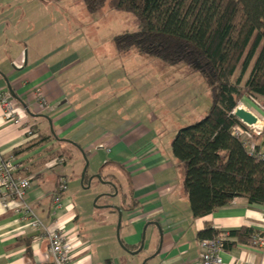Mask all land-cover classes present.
Wrapping results in <instances>:
<instances>
[{
  "label": "crops",
  "instance_id": "0c3cea01",
  "mask_svg": "<svg viewBox=\"0 0 264 264\" xmlns=\"http://www.w3.org/2000/svg\"><path fill=\"white\" fill-rule=\"evenodd\" d=\"M31 17L20 11V0H0V91L13 97L21 115L15 124L0 108V155L13 156L16 176L30 179L22 203L43 228L31 226L20 201L0 205V264H52L46 230L57 227L81 241L71 264H199L198 232L208 226L220 233L242 226L264 232V204L244 197L192 216L182 167L170 147L180 127L174 123L165 136L158 118L150 117L155 121L148 126L132 119L134 89L127 77L122 84L121 59L128 61L134 50L120 54L113 44L114 53L103 55L93 46L88 51L86 28L50 19L24 27ZM126 65L125 75L132 76ZM38 92L46 98L43 107ZM27 127L34 136L26 134ZM84 152L92 176L112 183L119 195L111 203L106 194L102 217L93 209L84 212L69 192L77 190ZM62 180L65 191L59 189ZM117 207L125 248L116 236ZM142 237L140 256L126 250H137ZM220 255L223 264H264V248L252 244L224 248Z\"/></svg>",
  "mask_w": 264,
  "mask_h": 264
},
{
  "label": "trees",
  "instance_id": "16d2710c",
  "mask_svg": "<svg viewBox=\"0 0 264 264\" xmlns=\"http://www.w3.org/2000/svg\"><path fill=\"white\" fill-rule=\"evenodd\" d=\"M78 1L89 13L109 7L135 17L137 30L113 36L120 54L137 50L165 65L184 64L207 82L211 98L207 113L178 128L170 143L182 167V188L192 216H206L235 197L264 204V159L249 154L242 138L232 133L237 125L247 129L233 114L238 101L264 100V0ZM237 70L239 75L232 80ZM258 105L264 108V101ZM253 135L255 152L264 150V129ZM88 177L86 172L83 184ZM219 233L208 226L198 238ZM256 234L262 232L247 226L230 230L224 248L252 244Z\"/></svg>",
  "mask_w": 264,
  "mask_h": 264
},
{
  "label": "rangeland",
  "instance_id": "374dc122",
  "mask_svg": "<svg viewBox=\"0 0 264 264\" xmlns=\"http://www.w3.org/2000/svg\"><path fill=\"white\" fill-rule=\"evenodd\" d=\"M20 11L27 15L33 14L31 21L25 23L24 27L27 25L34 27L50 19L54 21V25L55 23L59 26L70 25L83 30L86 28L87 33L84 35L87 36V43H89L88 51L92 50L93 46L103 55L114 53L112 41L115 34L138 29L137 20L131 13L109 7H104L98 13H89L78 0H20ZM128 58L125 63L121 59V73L123 85L126 77L133 84L134 90L131 92L133 106L130 110L132 119L148 126L150 121H155V118L153 120L150 118L154 116L158 118L159 125L163 124L164 135L167 136L174 131L172 128L174 123L178 127H183L205 116L211 98L208 84L201 75L189 71L184 64L165 65L137 50L132 51ZM252 63L253 60L250 66ZM126 64H130L129 70L132 76L125 75ZM248 73L249 69L243 74L241 84L247 78ZM238 75L239 70L236 71L232 80ZM262 101L264 100L257 99L256 102L243 97L238 101L237 106L243 105L245 109L253 111L264 126V108L258 105ZM121 103L124 102L121 101ZM169 139L166 140L167 146H169ZM81 172L82 170L80 175ZM86 172L92 176L94 173L92 164L87 166ZM80 175L76 182L77 190L71 189L69 192L73 196L74 203L81 206L84 212L88 213L93 209L96 211V216L102 217L101 204L106 194L110 195L106 201L119 202V195L114 193L113 186L93 177L89 186L85 187L80 184ZM142 252L140 250L136 254L140 256Z\"/></svg>",
  "mask_w": 264,
  "mask_h": 264
},
{
  "label": "built area",
  "instance_id": "2783aa9c",
  "mask_svg": "<svg viewBox=\"0 0 264 264\" xmlns=\"http://www.w3.org/2000/svg\"><path fill=\"white\" fill-rule=\"evenodd\" d=\"M36 100L41 107L45 106L47 101L42 92L36 93ZM0 108L6 120L15 124L21 122V115L18 106L13 97L6 91H0ZM254 113L253 111H251ZM255 114V113H254ZM256 115V114H255ZM257 116V115H256ZM257 119L260 118L257 116ZM241 121V120H240ZM242 122V121H241ZM243 123V122H242ZM246 125V124H245ZM247 129L240 126H234L232 133L242 138L244 146L249 154H256L259 158L264 159V150L255 152L256 138L253 134L259 135L264 129L261 125L256 130L253 125H246ZM26 134L29 137L35 135L31 127L26 128ZM61 163V159L57 160ZM16 163L13 156L3 157L0 155V205L6 206L10 201L16 200L22 203L23 196L30 187V179L28 177H18L15 174ZM66 181L62 180L59 189L66 190ZM23 210L31 218V226L34 229L43 228L42 223L35 216L33 211L24 203L21 204ZM48 252L50 254L52 264H71L72 250L76 243H81L78 238H68L62 227L55 229H47ZM226 233H219L214 237L199 239L200 258L199 264H223L221 251L224 249V239ZM252 245L264 248V232L256 234Z\"/></svg>",
  "mask_w": 264,
  "mask_h": 264
},
{
  "label": "water",
  "instance_id": "95a60500",
  "mask_svg": "<svg viewBox=\"0 0 264 264\" xmlns=\"http://www.w3.org/2000/svg\"><path fill=\"white\" fill-rule=\"evenodd\" d=\"M11 92V91H10ZM21 103H22V105L24 106V108H25V110L28 112V108L26 107V105L21 101ZM233 114L239 119V120H241L244 124H246V125H253V124H255L256 122H257V116L254 114V113H252L250 110H247V109H245V108H242V107H240V106H236L235 107V109L233 110ZM82 155H83V157H84V159H85V164H84V166H83V169H82V172H81V175H80V183H81V185L82 186H89V183H90V180L93 178V177H97L98 179H100V180H102L101 179V177H100V175L99 174H96V175H94V176H89L88 178H87V185H84L83 184V180H84V178H85V174H86V170H87V166H88V160H87V158H86V155H84V153H82ZM103 181V180H102ZM108 183H110V182H108ZM112 186H113V188H114V185L112 184V183H110ZM116 189H115V191H114V193L116 194ZM110 194V193H109ZM108 195V194H107ZM117 212H118V220H117V226H116V236H117V239H118V241L120 242V239H119V227H120V221H121V210L117 207ZM143 237H142V240H141V244H140V246H139V248L137 249V250H134V251H130L129 249H126L128 252H130V253H137L141 248H142V246H143ZM120 244H121V246H123L122 245V243L120 242ZM124 247V246H123ZM125 248V247H124Z\"/></svg>",
  "mask_w": 264,
  "mask_h": 264
},
{
  "label": "bare ground",
  "instance_id": "6f19581e",
  "mask_svg": "<svg viewBox=\"0 0 264 264\" xmlns=\"http://www.w3.org/2000/svg\"><path fill=\"white\" fill-rule=\"evenodd\" d=\"M240 107L244 108L243 105H240ZM261 122L260 120H257V122L255 124H253V127L256 129V130H259L261 128Z\"/></svg>",
  "mask_w": 264,
  "mask_h": 264
}]
</instances>
